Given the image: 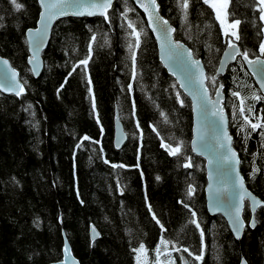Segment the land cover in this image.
I'll use <instances>...</instances> for the list:
<instances>
[{
    "label": "trees",
    "instance_id": "1",
    "mask_svg": "<svg viewBox=\"0 0 264 264\" xmlns=\"http://www.w3.org/2000/svg\"><path fill=\"white\" fill-rule=\"evenodd\" d=\"M17 2L23 5L20 11L11 0H0V56L18 70L24 86L20 96L0 92V264L59 261L64 240L80 264H238L241 258L264 264V207L256 210L251 229L245 204L240 239L233 237L222 216L207 212L204 161L190 148V101L159 61L156 42L135 4L114 0L110 23L100 16L58 20L35 78L27 65L25 32L35 26L39 5L37 0ZM157 2L175 28L174 37L202 61L206 77H216L215 87L206 81L210 94L223 85V107L240 171L247 187L264 201V137L259 134L264 129L240 130V100L231 93L239 91L245 98L244 107L253 109L245 114L253 123H264V99L250 97L264 95L240 56L222 75L216 74L229 37L223 36L208 4L189 0L185 18L183 0ZM227 13L229 20L242 21L241 38L233 41L254 58L264 37L254 0H231ZM129 21L143 30L135 80L127 47L133 39ZM93 34L97 40L86 71L83 65L72 71L89 54ZM116 113L127 137L119 149L113 144ZM85 136L90 139L83 140ZM161 138L173 147L183 141L181 155H169L160 146ZM185 157H191L193 167L182 166ZM189 184L195 188L191 197ZM179 201L196 212L204 232L203 250L200 229ZM91 224L99 232L94 241ZM161 237L170 243L160 244L157 253ZM141 243L147 251L134 252ZM197 254L203 259L195 260Z\"/></svg>",
    "mask_w": 264,
    "mask_h": 264
},
{
    "label": "snow or ice",
    "instance_id": "2",
    "mask_svg": "<svg viewBox=\"0 0 264 264\" xmlns=\"http://www.w3.org/2000/svg\"><path fill=\"white\" fill-rule=\"evenodd\" d=\"M113 0H93L90 4H84L81 3V0H38V3L40 4V7L43 9V11L39 14V23L41 27L35 28V29H28L27 30V42L29 44V50L31 51L32 55L28 59V63L32 65L31 71L34 74H38V68L40 65L38 54L41 48L44 46L46 42V38L48 35L49 26L52 23L53 20L60 16L64 15H102L105 19V21L110 23L109 16H108V9L112 6ZM205 4H208L215 12L216 14V20L219 21L221 28L224 30V36L225 37H231L234 38L235 41L240 40V34H239V27L242 23L240 19H228V13L227 9L229 7V4L231 3V0H222V3L220 5H217L213 2V0H203ZM11 3L13 4L14 8L17 11H20L23 8V5L21 3H18L17 0H11ZM138 3H140V7L144 9L145 12L149 13V24H152L153 16L155 13L159 12V5L156 3V0H148V3L142 2V0H138ZM256 11L259 12V20L261 22H264V0H254ZM189 5V0H183V3L181 4V8L184 12L185 18L187 17V9ZM69 9L72 11L69 12ZM150 9L152 11H150ZM122 15L127 19V11L122 13ZM156 19L162 21V27L159 29L160 33L163 34L164 43L161 45V59L164 60L165 56L167 57V60H175L177 62H185V49L184 46L181 45L178 41L173 42L169 38V34L175 29H172L168 26V21L163 20L162 17L156 16ZM127 27L130 28L132 31L129 34L133 39L128 41L127 47L129 49V52L131 53V61H132V79L135 80L137 76L136 71V51L140 48L141 45V35L143 34V30L137 31L136 26L129 21L127 24ZM229 29H231V32H229ZM153 31H157L156 28H153ZM264 31V29H262ZM229 38L227 41V48L231 49V51H226L224 53L225 56L230 57L231 59L235 60L237 56L242 57V59L247 62V64L254 69L253 75L257 76L258 83L260 84L261 91H264V59L261 57H264V41H262L259 44V52L258 54H255V59H250V54L247 50L241 51L238 47L237 43L233 41V39ZM157 39H161V36L158 35ZM97 40V37L95 34L90 38V43L88 46V55L79 61L77 65H75L72 69V71H75L77 67H80L83 65L84 70L86 71L87 65L89 63V60L91 59V51H92V44H94ZM105 43H107V40H105ZM192 53L190 50H187V60L191 61L188 64V76L187 79L189 83L192 82L193 78L200 84L201 87L204 85V81L206 79L210 80L212 85L216 86V77H206L203 68L200 65V62L197 60H192ZM224 61H221V64H223ZM0 64H3L4 66H8L9 62L6 59H0ZM166 67L169 66L167 63L165 65ZM192 69H195V71H192ZM71 75V73H69ZM18 74L14 69L10 70V74L8 71H5L2 74V80L3 82L0 83V90L2 91H9L14 92L15 95L20 96L24 93V86L22 83H20L17 79ZM67 82V81H65ZM87 83L91 85V78L87 77ZM132 85L129 84L128 88L131 89ZM175 87V85H173ZM181 87L188 88V84H181ZM223 88V85H219V87L216 90V96L218 98L221 97V89ZM89 94L92 97L93 101V109H95V98L92 94L91 87H89ZM190 95L193 96V101L195 102L197 98H199V104L198 109L200 112V115L202 119L205 121L206 129L211 130L212 132V142L210 143L208 140L205 139V135L203 131L199 132L198 139H194L191 142V150L193 152H197L199 150L200 154H204L207 152H212L213 156L209 159L208 163L210 165L215 164L216 165V171L219 176L223 177L220 181L221 186L217 187L215 189V195L213 196V204L216 209L221 208H227L228 215L230 216V223L232 225V230L236 234V237L239 238L241 230L245 227V224L241 220L240 212L241 208L234 202L229 201V196L231 193H233L237 186L239 189L247 195H250L246 192L244 189L243 184V178L238 176H233V172L235 171L236 165L239 163V159L237 157L236 152L231 148V136L227 134L225 130L222 129L221 125L225 120L223 110L222 108H218L217 101H212L210 97L208 96L207 88H203V93L200 92V89H197L196 92H190ZM233 97H236L240 100L239 105V114L243 117V123L240 125V130L243 132L246 128L250 127L251 131H256L257 129H264V123L261 122L260 119L257 120L256 123H253L249 116L246 115V111L248 113H252L253 109L251 107H248L247 109L244 107L245 105V98L241 97V93L239 91H233L231 93ZM176 98L183 106V100H180V93L177 92ZM251 99L260 101L261 99H264V96L257 95L255 93L252 94L250 97ZM209 104L212 105L211 108H209ZM133 107H135V104H133ZM235 107V106H234ZM163 116L164 114L161 113ZM211 115L212 117H218L217 120H209L208 117ZM233 118L235 119V112L233 113ZM97 122H99L98 115H97ZM137 128H139V122L137 121ZM102 130V129H101ZM154 132H156L157 136H159V132L156 131V128L153 127L152 129ZM262 137H264V131H261L259 133ZM142 136V133H141ZM90 138L85 136L83 137V140H89ZM98 143V141H96ZM182 145L183 141L179 142L175 147H173L170 144H166L163 141V138H161V147L168 152L171 156H179L182 153ZM77 147H80V145H77ZM102 151V150H101ZM105 163H108L107 160H105ZM185 168H191L193 167L191 157H185V163L182 165ZM113 168L115 167H124L123 165H112ZM255 171V170H254ZM212 173L209 172V179L211 180ZM157 180L160 179L159 176L156 177ZM229 184L231 187H229ZM119 186V182H118ZM212 185H209V189H212ZM195 194V188L189 184L187 195L189 197L193 196ZM223 197V198H222ZM241 199H243V196H241ZM252 200V211L255 212L257 207H264V201L257 200L255 197L251 198ZM179 203L183 204L185 208L189 210L192 216V220L190 221L192 224H195L197 229H200L201 234V242H202V250H203V236L204 232L203 229L200 228L199 221L195 218L196 212L192 210V208L185 203L184 201H179ZM149 211L151 212V205L148 206ZM153 219L156 221L157 224H160V220L156 217V214L152 213ZM161 229H164V226L161 224ZM248 226L254 227L255 226V220L250 219ZM92 232L95 235H98L96 233L95 227L92 228ZM170 242L166 241L161 237L160 243L157 244L156 251L159 253L160 244H164L167 246ZM179 251V249H176ZM64 254H65V261L64 264H66L67 260L70 259V249L67 243V240L64 244ZM134 252H141V251H147L145 249V245L143 243L140 244L139 248H134ZM184 252L188 253L189 256H193V253L189 251L188 248L183 249ZM195 260H202L203 256L202 254H197L194 256ZM75 264V262H74ZM241 264H246L245 261H241Z\"/></svg>",
    "mask_w": 264,
    "mask_h": 264
},
{
    "label": "water",
    "instance_id": "3",
    "mask_svg": "<svg viewBox=\"0 0 264 264\" xmlns=\"http://www.w3.org/2000/svg\"><path fill=\"white\" fill-rule=\"evenodd\" d=\"M135 6L142 12L145 20H146V23H147V26L150 30V32L152 33V36L156 42V47H157V54H158V58H159V61L161 62V64L163 65V67L165 68V70L167 71V73L169 75H171L178 83V86L180 88V90L184 93L185 96L188 97L189 101H190V105H191V111H192V127H191V140H190V148H191V142L194 140V139H198V136H199V132L200 131H203L204 132V135H205V139L208 140L210 143L212 142V132L211 130H208L206 129V125H205V121L202 119L201 115H200V112H199V109H198V104H199V98H197V100L194 102L193 101V96L190 95L189 93L190 92H196L197 89H200V92L203 93V88L206 87L207 88V91H208V96L210 97V99L212 101H217V107L218 108H222L223 110V114H224V117H225V120L224 122L222 123L221 127L223 130H225L227 132V134L230 136L229 134V131H228V118H227V114L225 112V109L223 107V100H224V95L222 93V89L220 90L221 91V97L218 98L216 96V91L211 95L210 94V91L207 87V84H206V81L207 79L204 81V85L203 87L200 86V84L195 80V78H193L192 82L189 83L188 79H187V76H188V72H189V69H188V64L191 62V61H188L187 60V50H190L191 53H192V60H197L200 62V65L202 66L203 68V72L206 76V71H205V68H204V65L202 63V61L198 58H196L194 55H193V52L192 50L186 45L184 44L182 41L176 39L174 37V32H171L169 34V38L173 41V42H179L181 45L184 46V49L186 50L185 51V62H177L175 60H167V57L165 56V59L162 60L161 59V55H162V51H161V45L164 43V39H163V34L160 33L159 29L163 26L162 25V21L161 20H158L156 19V16H159V17H162L163 20H167L160 12V7H159V12L158 13H155L154 16H153V21H152V24L150 25L149 24V13L145 12L144 9L142 7H140V3H138V0H131ZM38 2V0H37ZM93 0H81V3H84V4H90L92 3ZM114 2V0H113ZM112 2V4H113ZM142 2L144 3H148V0H142ZM156 3L159 5V3L157 2L156 0ZM39 5V14L41 11H43V9L40 7V4L38 3ZM112 7V6H111ZM111 7L107 10L109 12V10L111 9ZM72 10L69 9V12H71ZM150 11H152L150 9ZM39 14H38V18H37V21H36V24L34 27H31V28H28V29H35V28H38V27H41L40 23H39ZM94 16H100V17H103L102 15H72V14H69V15H64V16H60L58 18H56L55 20L52 21V23L50 24L49 26V30H48V35H47V38H46V42L44 44V46L41 48V50L39 51V54H38V58H39V62H40V65H39V68H38V74H34L32 71H31V68H32V65H30L28 63V59L29 57L32 55L31 51L29 50V44L27 42V30L25 32V39H26V45H27V51H28V59H27V65L29 67V70L32 74L33 77H38L42 71V68H43V61H42V52L45 50L48 42H49V39H50V35H51V31H52V28L54 26V24L60 20V19H63V18H67V17H76V18H79V17H94ZM104 18V17H103ZM168 21V20H167ZM168 26L171 27L172 29H175L174 26L168 21ZM153 28H156L157 31H153ZM160 35L161 36V39H157V36ZM226 51H231V49H228L227 48V45L226 47L224 48L222 54H221V57H220V60H219V63H218V67H217V70H216V74L217 75H222L227 66L234 63V61L236 60H233L231 59L230 57H227L224 55V53ZM239 57V56H237ZM236 57V58H237ZM242 62L244 63L246 69L248 70L249 74L252 76L255 84L257 85L259 91L264 95V91H261L260 89V84L258 83V77L253 75V71L254 69L252 67H250L247 62H245L242 57H240ZM262 59H264V57H261ZM0 59H6L8 60L7 58L5 57H2L0 56ZM250 59H255L254 58H250ZM221 61H224L223 64H221ZM9 62V65L8 66H4L3 64H0V83L3 82L2 80V74L5 72V71H8L9 74H10V70L11 69H14L16 71V73L18 74L17 76V79L20 83H22L21 79H20V76H19V72L16 68H14L10 61L8 60ZM166 63L169 65V66H165ZM192 71H195V69H192ZM23 84V83H22ZM181 84H188V88H183L181 87ZM219 87V86H218ZM217 90V89H216ZM0 92L4 93V94H13L15 95L14 92H9V91H2L0 90ZM17 96V95H15ZM212 105L209 104V108H211ZM209 120H217L219 119L218 117H212L211 115H209L208 117ZM126 133L123 129V126H122V123L121 121L119 120V117L116 113L115 115V119H114V134H113V144L115 146V148L119 149L123 143L126 141ZM231 148L235 151V149L233 148L232 146V141H231ZM192 151V150H191ZM193 152V151H192ZM236 152V151H235ZM193 154H195L196 156H199L203 159L204 161V167H205V186H204V198H205V204H206V209H207V212L210 214V215H220L224 218V220L226 221V224L231 232V234L233 235V237L235 239H240L242 234H243V231H244V228L241 230V233H240V236L239 238L236 237V234L233 232L232 230V225L230 223V216L228 215V210L227 208H221V209H216L214 204H213V196L216 194L215 193V189L217 187H220L221 184H220V181L222 179H224L223 177L219 176L217 171H216V165L215 164H212L210 165L208 163L209 159L212 158L213 156V153L212 152H207V153H204V154H200L199 153V150L197 152H193ZM237 154V152H236ZM237 157L239 159V156L237 154ZM239 164H240V160H239V163L236 165V168H235V171L233 172V176H238V177H241L243 178V184H244V189L246 190V192L250 195H247V194H244L240 189L239 187L237 186L236 190L231 193V195L229 196V201L230 202H234L236 203L238 206H240L241 208V212H240V216H241V220L243 221V223L245 224L246 226V222L243 218V211H244V208H245V204H247L248 206V209H249V212H250V219H254L255 220V212L256 210L259 208L257 207L255 212L252 211V207H251V204H252V200L251 198L252 197H255L257 200H260L262 201L257 195H255L246 185L245 183V179L240 171V167H239ZM209 172L212 173V179L210 180L209 179ZM212 185V189L210 190L209 189V185ZM229 187H231V185L229 184ZM241 196H243V199H241ZM223 198V197H222ZM249 219V220H250ZM248 224H249V221H248ZM255 225H256V221H255ZM95 227L93 224L90 225L89 227V236H90V239L92 241L96 240L99 238V232L97 230V228L95 227V230H96V233H98V235H95L93 234L92 232V228ZM251 229L254 228V227H251L249 226ZM65 241L64 240V244H65ZM68 243V242H67ZM69 246V244H68ZM64 245H63V248H62V258L61 260L59 261H56V262H52V263H49V264H64V261H65V254H64ZM69 249H70V259L67 260L66 264H80L78 259L73 255L72 251H71V248L69 246ZM245 261L246 264L247 261L244 259V258H241L239 263L238 264H241V261Z\"/></svg>",
    "mask_w": 264,
    "mask_h": 264
},
{
    "label": "rangeland",
    "instance_id": "4",
    "mask_svg": "<svg viewBox=\"0 0 264 264\" xmlns=\"http://www.w3.org/2000/svg\"><path fill=\"white\" fill-rule=\"evenodd\" d=\"M213 2L216 3L217 5H220V4L222 3V0H213ZM212 10H213V9H212ZM213 12H214V10H213ZM214 15H215V17H216L215 12H214ZM218 23H219V21H218ZM219 25H220V23H219ZM263 25H264V22H263ZM220 28H221V25H220ZM221 32H222V34H223V36H224V30H223L222 28H221ZM229 32H231V29H229ZM263 33H264V31H263ZM229 38H231V37H229ZM231 39L234 40V38H231ZM263 41H264V37H263Z\"/></svg>",
    "mask_w": 264,
    "mask_h": 264
}]
</instances>
